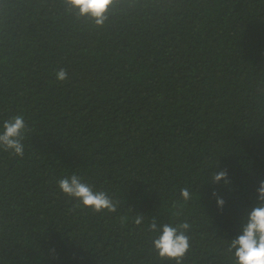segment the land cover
I'll use <instances>...</instances> for the list:
<instances>
[{"label": "trees", "instance_id": "16d2710c", "mask_svg": "<svg viewBox=\"0 0 264 264\" xmlns=\"http://www.w3.org/2000/svg\"><path fill=\"white\" fill-rule=\"evenodd\" d=\"M16 115L0 264H177L153 242L182 223L181 264H236L264 181V0H115L102 26L66 0H0V133ZM73 174L117 210L63 193Z\"/></svg>", "mask_w": 264, "mask_h": 264}, {"label": "clouds", "instance_id": "9594fccd", "mask_svg": "<svg viewBox=\"0 0 264 264\" xmlns=\"http://www.w3.org/2000/svg\"><path fill=\"white\" fill-rule=\"evenodd\" d=\"M71 8L78 9L80 16H90L97 26H102L108 19L110 7L115 0H66ZM58 83L68 81L69 75L66 69H59L55 73ZM26 131L25 119L23 115H16L3 124V132L0 133V146L5 151H12L15 155L23 157L24 146L22 139ZM211 182L219 184L223 182L225 186L230 184L227 170L214 171L211 175ZM59 189L70 197L79 199L85 208L100 213L102 211L115 212L116 204L104 192H94L92 187L82 182L78 175H71L58 181ZM259 203L247 216L243 225L242 234L233 239L230 251L235 250L236 264H264V181L260 182ZM217 195V193H213ZM181 196L184 201L191 199L187 188L181 189ZM225 201L218 198V204L223 207ZM143 217L137 216L135 223L139 225ZM188 223H182L176 227L170 224L162 226L161 235L154 240V246L161 258L175 259L177 264L189 249V238L185 234L189 229ZM150 229L157 230L155 220L152 221Z\"/></svg>", "mask_w": 264, "mask_h": 264}]
</instances>
